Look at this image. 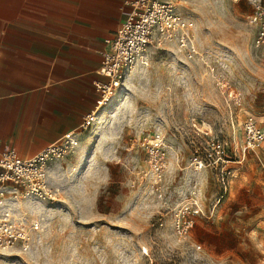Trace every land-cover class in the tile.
Wrapping results in <instances>:
<instances>
[{"label": "rangeland", "instance_id": "rangeland-1", "mask_svg": "<svg viewBox=\"0 0 264 264\" xmlns=\"http://www.w3.org/2000/svg\"><path fill=\"white\" fill-rule=\"evenodd\" d=\"M168 1L193 22L196 54L175 44L151 51L83 147L51 167L50 197L16 201L10 217L26 239L0 250V264H264V144L243 157L244 121L264 127L254 4ZM155 135L160 171L142 145ZM214 143L231 159L226 192L195 162Z\"/></svg>", "mask_w": 264, "mask_h": 264}, {"label": "crops", "instance_id": "crops-1", "mask_svg": "<svg viewBox=\"0 0 264 264\" xmlns=\"http://www.w3.org/2000/svg\"><path fill=\"white\" fill-rule=\"evenodd\" d=\"M131 1L0 0V155L30 158L69 132L83 147L107 40Z\"/></svg>", "mask_w": 264, "mask_h": 264}, {"label": "built area", "instance_id": "built-area-1", "mask_svg": "<svg viewBox=\"0 0 264 264\" xmlns=\"http://www.w3.org/2000/svg\"><path fill=\"white\" fill-rule=\"evenodd\" d=\"M254 11L248 17L249 23L257 30L255 46L264 47V0H251ZM127 18L121 23L114 37L107 40L108 51L103 54L99 74L106 78L96 83L98 97L95 109L82 124L89 129L96 121L99 112L113 101L116 90L122 87L126 72L137 64H147L153 49L175 44L189 57L196 54L193 46V22L180 13L168 0H133ZM77 134L69 132L59 143L46 147L41 153L23 158L14 149L0 155V250L13 246L26 239V229L12 221L7 211L8 201L22 193L37 198L50 197L48 179L50 169L72 153L79 145ZM243 152L257 153L264 144V129L251 117L243 123ZM152 168L160 171L163 167L165 149L160 135L150 140L143 138ZM225 145L214 143L200 161L201 166L211 167L222 189L230 187L233 172L226 166L230 162ZM199 212V211H197ZM191 222L184 225L188 230Z\"/></svg>", "mask_w": 264, "mask_h": 264}, {"label": "bare ground", "instance_id": "bare-ground-1", "mask_svg": "<svg viewBox=\"0 0 264 264\" xmlns=\"http://www.w3.org/2000/svg\"><path fill=\"white\" fill-rule=\"evenodd\" d=\"M148 65V63L147 64H137V65H135L134 67H132L131 69H129L127 72H126V76H125V79H124V82H123V84H122V87L125 85V81H126V84L127 83H129V81H130V78H131V76L135 73V71L137 70V68L139 67V66H147ZM127 78V79H126ZM124 98L125 97H123L121 100H120V103H119V108L121 109L123 106H124ZM116 99V98H115ZM110 108V106H108L107 108H105L104 109V111H106L107 109H109ZM119 109V110H120ZM107 113V112H106ZM112 113L113 112H108V115H112ZM100 125H101V123H100ZM21 199V200H23V201H25V200H27V199H30L31 201L32 200H35L36 198L35 197H33V196H31V195H29V194H24V195H22V196H15V197H12L10 200L12 201V207H8L7 208V211L8 212H10L9 214H13V215H15V211H16V207H17V205H16V201L18 200V199ZM11 206V205H10Z\"/></svg>", "mask_w": 264, "mask_h": 264}]
</instances>
